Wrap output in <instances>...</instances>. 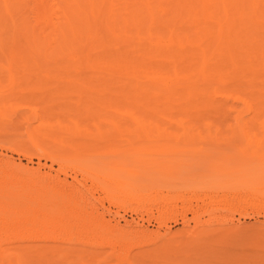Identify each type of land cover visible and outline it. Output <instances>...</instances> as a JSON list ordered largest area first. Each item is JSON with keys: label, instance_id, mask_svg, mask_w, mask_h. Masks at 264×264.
<instances>
[{"label": "bare ground", "instance_id": "bare-ground-1", "mask_svg": "<svg viewBox=\"0 0 264 264\" xmlns=\"http://www.w3.org/2000/svg\"><path fill=\"white\" fill-rule=\"evenodd\" d=\"M0 74L10 86L19 75L40 76L44 84L93 94L75 101L76 118L38 120L29 140L39 156L52 160L51 147L77 150L83 140H118L125 144L122 152L141 154L153 145L196 141L213 147L258 139L264 136V0H0ZM7 115L0 107V119ZM89 115L96 117L91 124L83 119ZM5 145L20 154L16 141ZM9 159H0V264H86L73 245L109 251L94 264L153 261L150 254H130L153 244L152 233L133 232L131 223H103L81 207L89 199L71 185ZM227 170L235 179L236 172ZM115 180L107 190L111 203L125 206L136 198L130 211L156 210L159 225L167 214L174 222L185 218L176 214L173 198H152L156 185L141 183L134 192L128 189L134 184ZM235 181L216 178L193 189L231 191L239 187ZM213 196H205L204 213L232 207ZM191 210L198 224L201 213ZM208 233L199 231L196 239Z\"/></svg>", "mask_w": 264, "mask_h": 264}, {"label": "rangeland", "instance_id": "rangeland-1", "mask_svg": "<svg viewBox=\"0 0 264 264\" xmlns=\"http://www.w3.org/2000/svg\"><path fill=\"white\" fill-rule=\"evenodd\" d=\"M28 76H17L19 83L16 86H10L7 76L0 74V107L5 106L8 113V118L0 119V159L10 158L9 160L23 167L39 169L41 173L49 174L56 182L71 185L89 199L88 205L81 207L86 208L88 214L98 215L103 223H109L111 226L116 224L124 226L126 223H131L129 228L131 231L141 229V231H147L146 233H152L151 238L155 239L153 244L132 249L133 252L130 253L132 256L137 253L146 254V256L150 254V258L152 257L151 259L157 264H164L165 261L166 264H195L197 258L201 259L199 264H206L203 262L206 255L207 261L211 259L209 264H222L223 261H225L224 264H264V206H260L264 205V198H261L264 197V136L259 135L260 142L257 141L260 138L256 139L258 136L252 140L237 138L229 142L231 144L227 143V147L224 144L206 147L204 146L206 143L200 145L196 141L191 143L195 144L193 146L173 142L172 146L165 148L153 145L154 149L141 154L122 152L125 144L118 140L98 142L83 140L79 142L84 146L77 150L64 147L54 150L51 147L52 160L39 156L29 140V135H33L36 128H40L38 120L46 115L61 117L62 120H68L69 117L76 118L75 101L79 100L78 98L83 100L82 98L85 97L90 99L94 97L91 92L89 93L92 95L83 89L81 91L78 86L59 85L56 82H53L56 85L46 84V82L44 84L41 82L42 77L39 76L38 79ZM66 108L70 114L66 111L64 112L66 114H60L61 110ZM92 116H84L83 119H87L85 121L89 123L94 118ZM13 140L17 142V150L20 154L7 149L6 142ZM53 144L52 140L48 141L49 146ZM149 147L150 145L146 146V148ZM153 165L159 169L168 168V170L158 172L159 170L155 171ZM227 169L236 172L235 179H231V173L229 176ZM169 170H171L170 173ZM207 178L210 181L219 178L223 182L236 180V185L240 188L235 187L230 189L231 191L220 189L213 191L214 193L208 192L205 188L197 189V191L193 189L198 184L201 187L206 186L205 183L201 185V182L208 181ZM115 179L134 184V188L128 187L134 192L141 183L156 185L152 191V198H158V200L163 197L173 198L171 201L173 200L172 205L176 207L177 213H175L183 214L185 218L177 216L178 220L174 222V218L170 219V214H167L160 226L155 220L158 217L156 210L149 214L130 211L127 206L136 204L138 202L136 198L128 204L125 203V206L123 203H111L107 190L112 186V182L116 181ZM253 194L255 198H252ZM205 196L217 197V201L226 198L232 203V207L215 210L212 214L204 213L208 204V201L204 199ZM234 203L239 208L235 207ZM191 208L198 209V213H201L198 224L193 221L194 215L192 210L190 211ZM215 217L219 220L223 218L226 222H219L213 219ZM202 230L208 231L215 237L212 238L208 233L206 237L203 236L204 240L196 239L197 233ZM217 238L219 241L223 240L226 245L218 244ZM221 245H223L222 250H220ZM70 248L77 250L74 253L76 256L85 257L86 264H94L103 254L109 252L91 250L87 245H73ZM213 254H217V257L213 258ZM153 257L158 258V261L162 263L157 262V259ZM153 261H150V264Z\"/></svg>", "mask_w": 264, "mask_h": 264}]
</instances>
